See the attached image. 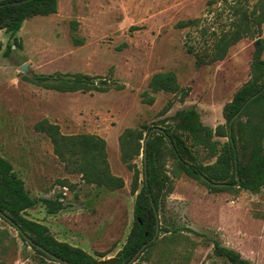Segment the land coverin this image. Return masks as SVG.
I'll list each match as a JSON object with an SVG mask.
<instances>
[{"label": "rangeland", "instance_id": "obj_1", "mask_svg": "<svg viewBox=\"0 0 264 264\" xmlns=\"http://www.w3.org/2000/svg\"><path fill=\"white\" fill-rule=\"evenodd\" d=\"M247 2L252 6L255 0ZM183 20L194 23L180 26ZM231 20L223 0H57L55 13L22 22L16 33L18 45L1 30L0 155L12 164L35 201L25 216L47 225L59 240L92 255L103 252V257L96 256L101 260L116 256L132 225L135 200L130 187L133 171L121 161L118 137L125 128L142 124L171 128L178 122L175 113L191 107L207 126L225 121L224 104L251 76L258 35L236 41L223 59L199 62L198 57L211 51L213 40ZM166 70L175 73L187 92L182 99L180 92H152L148 87L154 73ZM73 73L92 76L97 87L59 91L37 80ZM42 119L58 124L64 134L104 138L111 172L123 179L124 186L108 190L67 172L49 137L34 128ZM195 152L203 164L215 159L201 147ZM142 153L143 148L134 159L139 170ZM174 167V160L167 157L163 171L169 176L170 191L158 210L160 226L167 231H159L158 238L173 233L178 237L167 245L160 242L147 259L133 264H231L213 253V240L252 264H264V185L257 193L212 191L198 179L176 173ZM61 186L67 187L60 198L63 208L50 213L42 199L58 197ZM0 229L15 237V242H6L0 264H60L35 254L2 218ZM165 250L169 257L162 261Z\"/></svg>", "mask_w": 264, "mask_h": 264}, {"label": "trees", "instance_id": "obj_2", "mask_svg": "<svg viewBox=\"0 0 264 264\" xmlns=\"http://www.w3.org/2000/svg\"><path fill=\"white\" fill-rule=\"evenodd\" d=\"M213 1V0H211ZM228 5L232 20L227 30L217 35L212 43L211 51L199 56V62H212L223 59L229 47L242 37L258 35L253 43V54L250 64L251 76L222 108L223 123L214 128L200 120L199 112L191 107L178 110L175 117L178 122L171 128H164L165 134L152 132L147 143V184L144 171L139 170L134 159L143 148V133L151 127L142 124L141 128H125L118 137L121 161L133 171L131 192L135 194L133 205V221L122 247L117 251V264L127 262L142 244L148 242L155 231V216L150 203L152 198L157 210L161 199L170 191L169 176L163 171L167 157L174 160V171L185 173L205 184L210 190H248L260 191L264 185V38L261 37V25L264 23V0H255L252 6L247 0H223ZM57 11V0H0V31L8 32L13 43L18 45L16 37L22 22L35 15H49ZM194 20H183L178 24L188 26ZM11 45H7V50ZM6 53V52H5ZM39 83L46 88L59 91L89 90L97 87L92 76L83 73L37 77ZM152 92L165 91L181 93V99L187 93L179 85L175 73L171 70L154 73L148 82ZM102 88V87H98ZM256 97L251 98L254 94ZM249 100L240 114L231 122L232 117ZM242 117L244 119H242ZM231 126L232 140L229 138ZM34 128L45 133L52 144L53 153L63 163L67 172L80 175L86 184H93L108 190H116L124 186L120 176L111 172L107 158L106 141L93 133L64 134L59 125L42 119ZM225 138V140L214 139ZM234 148H233V144ZM238 144L243 154L238 155ZM207 150L214 161L201 163L196 157V148ZM247 152L244 153V151ZM239 183H236V174ZM142 174V178L140 177ZM201 175L213 182H226L227 186L215 187L205 182ZM61 183H63L61 181ZM64 185V184H62ZM58 197L44 198L42 201L50 213L63 208ZM35 204L24 188V181L18 176L12 164L0 155V210L9 215L34 242L56 256L65 259L69 264H102L103 252L90 254L83 248L57 239L48 226L25 216L26 209ZM5 221V220H4ZM6 222V221H5ZM8 224V222H6ZM10 226V224H8ZM160 231H167L160 226ZM198 234V232L195 231ZM20 239L32 248L43 260L53 258L30 245L17 233ZM178 234L173 233L164 239L155 238L149 242L137 259H147L151 249L160 242L166 245L174 242ZM6 242H15L6 229H0V253L6 249ZM213 253L231 264H252L233 248L213 240ZM169 251L165 250L161 260H168Z\"/></svg>", "mask_w": 264, "mask_h": 264}, {"label": "water", "instance_id": "obj_3", "mask_svg": "<svg viewBox=\"0 0 264 264\" xmlns=\"http://www.w3.org/2000/svg\"><path fill=\"white\" fill-rule=\"evenodd\" d=\"M257 95H258L257 93L254 94L253 96H251L250 99L256 97ZM248 101L249 100H247L243 104V106L240 108V110L232 117V119L230 120V125H231V122L240 114V112L243 110V108L245 107V105H246V103ZM155 131L165 134V131H164V129L162 127H160V126H153V127H151L149 129V131L147 132V134H146V136L144 138V141H143V153H142V163H143L144 179H145V183L146 184H147V143H148V140L151 137L152 132H155ZM229 138H230V140H232V136H231V126H229ZM233 148H234V144H233ZM235 174H236V183L234 185L237 186L238 183H239V177L237 176V171L236 170H235ZM201 178L205 182H207L210 185L215 186V187H224V186H227L228 185V183H226V182H213V181H210V180H208L203 175H201ZM150 203H151L152 210H153L154 216H155V231H154V234H153L152 238L148 242H145L144 244H142L141 247L135 252V254L127 262H125L124 264H133L136 261L137 257L139 256V254L142 253V251L144 250V248L146 247V245L149 242L155 240V238L159 234V231H160V221H159L158 210L155 207V204H154V202H153V200H152L151 197H150ZM0 218H2L3 220H5L6 222H8V224H10V226L12 228H14L17 233L21 234V236L30 245H32V246L36 247L37 249L43 251L45 254H47L48 256H50L51 258H53V260L57 261L60 264H69V262L67 260L62 259V258L56 256L55 254H53V253L49 252L48 250H46L41 245H39L36 242H34L25 232H23V230L21 229V227L9 215H7L6 213H4L1 210H0ZM117 262H118V258L116 256H112V257H109V258L104 259L103 262H102V264H117Z\"/></svg>", "mask_w": 264, "mask_h": 264}, {"label": "crops", "instance_id": "obj_4", "mask_svg": "<svg viewBox=\"0 0 264 264\" xmlns=\"http://www.w3.org/2000/svg\"><path fill=\"white\" fill-rule=\"evenodd\" d=\"M61 188H62V190H63V192H62V195H65V191L64 190H66L67 191V187L66 186H61ZM61 199H63V198H61ZM63 241V240H62Z\"/></svg>", "mask_w": 264, "mask_h": 264}]
</instances>
